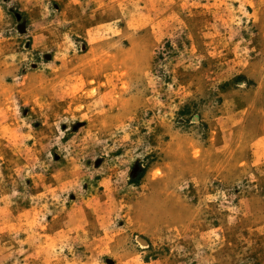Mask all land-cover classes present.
<instances>
[{"label":"rangeland","instance_id":"rangeland-1","mask_svg":"<svg viewBox=\"0 0 264 264\" xmlns=\"http://www.w3.org/2000/svg\"><path fill=\"white\" fill-rule=\"evenodd\" d=\"M97 2L104 4L107 0H96L90 5V10L97 8ZM66 3L67 0L54 2L52 8L57 13L62 12ZM220 3H231L233 9H239L244 0H141L143 14L135 21V27L129 30L125 21L119 26L128 37L122 40L119 52L121 57L128 58L129 63L147 66L152 75L161 77L163 88L175 80L173 86L177 94L186 95V102L176 113L175 120L172 123L164 121L153 134V142L160 145V162L180 170L185 179L195 177L197 183L207 182L208 192L212 195H215L214 190L224 191L227 200L222 197L214 206L204 207L203 198L189 194L187 190L183 196H176L178 203L166 200L165 197L174 194L170 191L168 178L159 172L156 177H163L160 183H156V177L134 176V183H143L134 199L125 194L126 185L122 181L104 180L100 183L103 177L96 176L94 181L85 179L82 191L77 189L67 193L69 202L65 205V212L57 217V223L53 224V218L49 216V226L35 229L43 237L39 243L54 241L56 234L69 223L68 214L79 206L82 198L87 200L91 194L98 200L97 209L100 206L115 209L121 201L128 204L116 226L138 229L132 233L138 246L141 241L148 242L142 245L148 250L145 264L149 259L157 260L159 264H264V4L260 0H247L248 17L237 26L230 21L240 13L233 16L225 8L218 7ZM145 4H148L147 8ZM76 10H79L78 3ZM41 11L42 8L34 5L33 0H17L11 9H5V20L0 22V30L7 29L5 35L8 36L14 28L20 37H24L31 24L39 21ZM72 14L68 13L69 16ZM118 15V11L100 7L96 11V21L107 23ZM226 20L229 21L228 27L223 26ZM217 30L219 35H216ZM227 35L233 39L221 50L217 44ZM17 43L28 50L39 44L31 37ZM245 48L248 49L247 56L244 55ZM50 55L52 53L45 52L43 59L47 61ZM201 56L203 60H199ZM36 59L39 61L40 57ZM162 62L180 67L175 72L170 69L169 74L164 75L160 67ZM197 62L200 68L193 71ZM233 64L234 67L227 70ZM32 67L35 71L37 65ZM117 77L127 81L130 74L127 71L118 72ZM213 77L223 81L218 93L211 90L215 82ZM100 79L103 82L102 76ZM131 79V94L136 96L141 85L137 83L135 73H132ZM239 81H244L247 87L237 89L235 85ZM127 89V83L118 88L125 92ZM152 95L150 91L139 95L137 116L160 120L165 112L147 103V97ZM160 100L165 104L170 102L169 97L163 94ZM23 111L28 113L31 109ZM79 126H74L73 130ZM34 128L37 133H44L42 124L37 123ZM32 143L28 141L29 147ZM3 151L7 159H16L11 149ZM52 153L55 170H62L61 176H54V169L39 175L43 170L37 168V176L25 181L28 195H40L49 187L57 188V180L72 179L68 174L69 162L56 149H52ZM31 155L25 153L26 157ZM39 159L42 163L47 162L42 154ZM103 159L96 160L97 168ZM29 162L28 159L21 160L22 164ZM84 163L88 167L91 161ZM9 174L5 166V176ZM67 186L75 187L71 184ZM8 187L11 188V183ZM17 190L25 192L24 187ZM139 192L144 195H139ZM153 204H162L164 209L154 221L155 232L151 226H142L145 214ZM33 211L31 200L17 199L8 207L6 215L0 212V260H5L7 256L4 249L12 245L19 248L12 239V230L22 223H35ZM35 212H39L38 207ZM80 215L90 223L95 219L92 209L86 207L72 216L71 223H76ZM143 227L149 230H143ZM157 237L163 242H158ZM27 238V233H20L19 239ZM24 247L27 249L25 256L39 253V259L29 260L27 264H48L50 258L47 251L42 252L36 246ZM75 251L80 256L85 247L77 246ZM103 259L104 264L109 261L117 264L111 255Z\"/></svg>","mask_w":264,"mask_h":264},{"label":"clouds","instance_id":"clouds-1","mask_svg":"<svg viewBox=\"0 0 264 264\" xmlns=\"http://www.w3.org/2000/svg\"><path fill=\"white\" fill-rule=\"evenodd\" d=\"M16 2L0 0V22L5 20V9H11ZM54 2L62 3L64 0H33L34 5L40 6L42 11L39 21L31 24L26 36L20 37L14 28L8 36L5 35L7 29L0 30V205L3 206L0 212L6 215L8 207L17 199H25L32 201L36 217L35 223H22L12 230V239L19 248L12 245L4 249L7 256L5 260H0V264H6L7 261L11 264H27L29 260L39 259V253L25 256L27 249L24 245L47 251L50 258L48 264H104L103 257L106 255L113 256L117 264H145L148 250L142 245L148 242L141 241L138 246L132 235L138 229L116 226V221L122 218L121 214L128 207L123 201L115 209L104 206L97 209L98 200L95 196L90 194L89 199L82 198L79 206L68 214L69 223L56 234L54 241L39 243L43 237L35 229L49 226V216L53 218V224L57 223V217L65 212V205L69 202L67 193L77 189L82 191L85 179L94 181L96 176L103 177L100 183L104 180L122 181L126 185L125 194H130L134 199L143 187V183H134V176L156 177L158 172L168 178L170 191L174 194L165 197L166 200L177 202L176 196H183L187 190L189 194L202 197V205L208 207L214 206L222 197L226 201L227 197L224 191L214 190L215 195L210 194L207 182L197 183L195 177L185 179L180 170L170 168L158 159L160 145L153 142V134L164 121L172 123L175 120L176 113L186 102V95L177 94L173 86L175 80L163 88L161 77L152 75L147 66L129 63L127 57L120 55L122 40L128 37L119 26L125 21L129 30L135 27V21L143 14L141 0H107L104 4L97 2V8L91 10L90 5L96 0H67L64 10L59 13L52 8ZM260 2L264 4V0ZM246 3L247 0H244L239 9H233L231 3H220L218 7L225 8L233 16L239 12L240 15L230 21L239 26L248 17ZM100 7L118 11L120 15L107 23L96 21V11ZM144 7L147 8L148 4ZM69 12L73 14L69 16ZM223 26L228 27L229 21L226 20ZM216 35H219V30ZM30 37L39 42L31 50L17 43L18 40L27 41ZM232 39L231 35H227L217 47L223 50ZM45 52L52 53L47 61L43 59ZM247 52L245 48V56ZM37 56L40 57L39 61ZM203 59V56L199 57V60ZM33 64L37 65L35 71ZM160 67L163 74L168 75L170 69L175 72L180 65L171 66L162 62ZM187 67L192 68V65ZM232 67L234 64L227 70ZM199 68L200 63L197 62L192 70ZM125 71L130 74L127 81L117 77L118 72ZM132 73H135V79L141 85L136 96L131 94ZM213 80L215 82L211 90L218 93L223 81L215 77ZM124 83L128 84L127 91H119V85ZM235 87L245 89L247 85L239 81ZM149 91L153 95L147 97V103L165 112L160 120L137 116L139 95ZM162 94L169 97L168 104L161 102ZM176 99H179V103H176ZM25 108L31 111L24 113ZM82 121L87 123H77ZM37 123L44 126L46 134L37 133L34 128ZM64 125L67 127H62ZM77 125L80 126L74 131ZM28 141L33 142L31 147ZM4 149H11L16 159H7ZM52 149H56L69 162L68 174L72 179L57 180V188L49 187L36 196L28 195L25 181L37 176V168L43 170L39 175L54 169L53 175L61 176L62 170H55ZM25 153L32 155L26 157ZM41 154L46 158V163L39 159ZM98 158H106L99 168L96 166ZM22 159L30 162L22 164ZM86 160L91 161L88 167L84 163ZM5 166L10 173L7 177ZM163 177H156V183H160ZM9 183L11 188L8 187ZM69 184L75 187H68ZM20 187L25 188L24 193L17 190ZM139 195L144 193L139 192ZM36 207L39 208L38 213L35 212ZM86 207L92 209L94 221L90 223L80 215L79 220L72 224V216ZM163 211L162 204H153L146 212L142 226H151L155 232L154 221ZM143 230L149 229L143 227ZM21 232L27 233L28 238L19 239ZM157 240L163 242L158 237ZM80 245L85 247V252L78 256L75 248ZM108 264H112V261ZM147 264L159 262L149 259Z\"/></svg>","mask_w":264,"mask_h":264}]
</instances>
